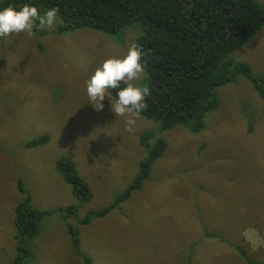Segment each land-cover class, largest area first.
Here are the masks:
<instances>
[{
  "label": "rangeland",
  "instance_id": "obj_1",
  "mask_svg": "<svg viewBox=\"0 0 264 264\" xmlns=\"http://www.w3.org/2000/svg\"><path fill=\"white\" fill-rule=\"evenodd\" d=\"M61 23L37 26L31 38H0V264L20 257L15 208L26 198L49 213L21 264H263L264 103L250 82L217 90L218 108L198 133L162 130L141 116L129 133L125 117L110 111V91L102 111L88 103L86 81L104 60L123 56L140 30L57 33ZM262 33L264 26L229 56L254 75L264 74ZM143 134L151 135L147 146ZM42 136L45 143L27 146ZM158 140L166 148L149 178L116 204ZM60 158L74 163L92 194L75 215L65 212L78 200L56 169ZM67 225L79 232L78 248Z\"/></svg>",
  "mask_w": 264,
  "mask_h": 264
},
{
  "label": "trees",
  "instance_id": "obj_2",
  "mask_svg": "<svg viewBox=\"0 0 264 264\" xmlns=\"http://www.w3.org/2000/svg\"><path fill=\"white\" fill-rule=\"evenodd\" d=\"M25 4L37 7L43 14L57 7L62 20L57 33L87 28L114 35L125 27L136 26L140 30L136 42L148 50L142 61L151 93L140 116L159 121L162 130L181 126L192 133L202 131L206 127L205 116L218 108L217 90L235 84L238 78L249 81L264 103V74L254 75L245 61L229 58L264 26V7L256 0H1L0 10L9 6L19 10ZM109 91L116 99L118 89ZM150 136L143 134L141 143L147 146ZM46 141V136H42L27 146ZM165 148L163 141L156 142L149 156L140 162L134 182L116 204L149 178L152 164ZM73 164L64 158L56 163L78 200L65 209L67 215H75L78 206L92 198ZM109 211L105 208L90 212L81 224H87L92 215L103 216ZM47 213L30 206L28 198L15 208L20 257L14 264H21V258L30 254L26 242L38 236L42 215ZM73 228L66 226L71 244L78 248L79 232ZM84 263L90 261L86 259Z\"/></svg>",
  "mask_w": 264,
  "mask_h": 264
},
{
  "label": "clouds",
  "instance_id": "obj_3",
  "mask_svg": "<svg viewBox=\"0 0 264 264\" xmlns=\"http://www.w3.org/2000/svg\"><path fill=\"white\" fill-rule=\"evenodd\" d=\"M58 12L57 7H52L41 15L37 7L28 4L19 10L5 7L0 10V38L22 32L31 38L37 26L51 30L58 22ZM147 54L148 50L133 40L123 56L104 60L86 81L88 103L96 111L104 109L106 98L110 101L109 90L118 89L117 98L110 101V111L115 117H125V131L129 133L137 131V120L147 108L145 100L151 94L148 86L135 83L146 78V64L142 58Z\"/></svg>",
  "mask_w": 264,
  "mask_h": 264
}]
</instances>
